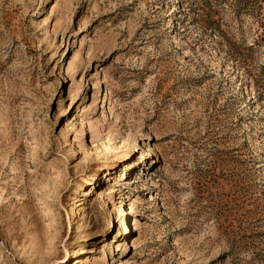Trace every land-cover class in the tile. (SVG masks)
<instances>
[{"label":"rangeland","instance_id":"rangeland-1","mask_svg":"<svg viewBox=\"0 0 264 264\" xmlns=\"http://www.w3.org/2000/svg\"><path fill=\"white\" fill-rule=\"evenodd\" d=\"M0 264H264V0H0Z\"/></svg>","mask_w":264,"mask_h":264}]
</instances>
